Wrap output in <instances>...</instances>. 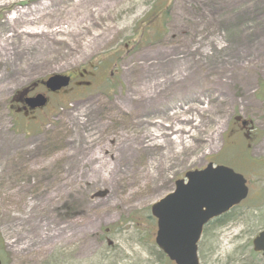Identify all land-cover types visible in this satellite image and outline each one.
Here are the masks:
<instances>
[{
  "label": "rangeland",
  "instance_id": "rangeland-1",
  "mask_svg": "<svg viewBox=\"0 0 264 264\" xmlns=\"http://www.w3.org/2000/svg\"><path fill=\"white\" fill-rule=\"evenodd\" d=\"M83 69L89 89L35 120L11 111L31 83ZM144 94L165 100L153 120L192 108L189 149L129 157L126 138L160 131L138 122ZM235 115L264 124V0H0L3 264H160L151 206L188 171L238 165ZM254 207L206 230L201 264H264Z\"/></svg>",
  "mask_w": 264,
  "mask_h": 264
},
{
  "label": "water",
  "instance_id": "water-1",
  "mask_svg": "<svg viewBox=\"0 0 264 264\" xmlns=\"http://www.w3.org/2000/svg\"><path fill=\"white\" fill-rule=\"evenodd\" d=\"M69 82L67 76L53 75L45 84L55 92ZM36 104L44 105L37 100ZM247 195L245 179L229 167L210 163L205 169L187 172L184 179L176 181L171 193L151 207L157 220L158 249L175 264H201L198 245L204 227L228 213ZM253 246L255 252L264 255V231L253 240Z\"/></svg>",
  "mask_w": 264,
  "mask_h": 264
},
{
  "label": "flooded vegetation",
  "instance_id": "flooded-vegetation-1",
  "mask_svg": "<svg viewBox=\"0 0 264 264\" xmlns=\"http://www.w3.org/2000/svg\"><path fill=\"white\" fill-rule=\"evenodd\" d=\"M63 75L70 78V84L59 91H51L46 86L45 81H38L31 83L22 91L16 92L9 103L11 111L26 117V120H35L36 115L49 106L53 97L72 95L75 92L80 93L89 89L92 85L94 72L83 69ZM36 100L37 103L39 101L44 105L37 106ZM68 100H71V98ZM227 135V138L238 151L236 153L237 157H235L238 165L231 163L219 165L229 167L244 177L248 187V195L245 200L223 217L235 216L238 213H234L239 209H242L243 212L246 208L247 211L254 205L255 216L260 220H264V124L253 121L251 117L235 115L227 130ZM263 230L264 228L259 233Z\"/></svg>",
  "mask_w": 264,
  "mask_h": 264
},
{
  "label": "bare ground",
  "instance_id": "bare-ground-1",
  "mask_svg": "<svg viewBox=\"0 0 264 264\" xmlns=\"http://www.w3.org/2000/svg\"><path fill=\"white\" fill-rule=\"evenodd\" d=\"M24 34L28 35H46L47 32L44 30H35V31H27ZM139 101V111H138V122L143 123L144 125H148V128H158L157 133L155 131L149 132L151 136L148 134L143 135L138 139H128L126 138V150L129 153V157L132 152L136 151V153L140 152L141 149L146 150H159V148L163 147H171L172 145H176V147H183L182 151L184 152L187 148L189 149L190 144L183 140V135L185 133H189L190 130L187 131L186 126L194 121L188 116V113L192 108L185 109H177L175 108V113L167 114V118L164 121L153 120L149 117L150 112L156 111L160 103H165L164 99H160L158 94H144L143 96L138 98ZM149 117L148 119H145ZM171 120H177V125H167ZM196 126H200L198 123ZM170 132V133H169ZM172 132V133H171ZM175 135V137H173ZM166 138V140H164ZM170 154V153H169ZM128 157V159H129ZM130 160V159H129ZM128 161V160H127Z\"/></svg>",
  "mask_w": 264,
  "mask_h": 264
},
{
  "label": "trees",
  "instance_id": "trees-1",
  "mask_svg": "<svg viewBox=\"0 0 264 264\" xmlns=\"http://www.w3.org/2000/svg\"><path fill=\"white\" fill-rule=\"evenodd\" d=\"M220 219L215 220L210 226H212L215 222L219 221ZM157 256L160 259V264H172L171 262L168 261V259L160 252H157Z\"/></svg>",
  "mask_w": 264,
  "mask_h": 264
}]
</instances>
